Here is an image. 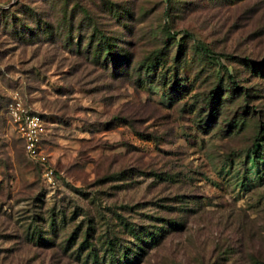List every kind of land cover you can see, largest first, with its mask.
Segmentation results:
<instances>
[{
	"label": "rangeland",
	"instance_id": "obj_1",
	"mask_svg": "<svg viewBox=\"0 0 264 264\" xmlns=\"http://www.w3.org/2000/svg\"><path fill=\"white\" fill-rule=\"evenodd\" d=\"M90 251L264 264V0H0V264Z\"/></svg>",
	"mask_w": 264,
	"mask_h": 264
},
{
	"label": "built area",
	"instance_id": "obj_2",
	"mask_svg": "<svg viewBox=\"0 0 264 264\" xmlns=\"http://www.w3.org/2000/svg\"><path fill=\"white\" fill-rule=\"evenodd\" d=\"M7 115L15 127L16 132L23 140L26 153L32 158L38 157L42 120L25 110L17 97L13 98L8 104ZM40 161L44 162L45 159L41 158Z\"/></svg>",
	"mask_w": 264,
	"mask_h": 264
},
{
	"label": "trees",
	"instance_id": "obj_3",
	"mask_svg": "<svg viewBox=\"0 0 264 264\" xmlns=\"http://www.w3.org/2000/svg\"><path fill=\"white\" fill-rule=\"evenodd\" d=\"M105 51H107V52H110V50L108 49V48H106V50ZM108 56H110V53H108ZM108 56H107V58H108ZM150 67H153L152 65L151 66H148L147 68L149 69ZM146 235L144 234V233H142V232H140V231H138L137 229H131V233L136 237V239H137V241H138V245H136L135 246V248H137L139 251H141L142 252V249H141V245H148V243H153L154 241H155V237H158V234H153V233H150V231H148V229H146ZM141 234H142V236H141ZM86 235H88L89 236V234L87 233ZM88 236H87V238H88ZM145 237H147V240H145L144 238ZM87 238L85 239V241H84V244H82V246L81 247H84L85 246V243L87 242ZM149 241V242H148ZM112 252H114V250L112 249L111 250ZM76 253H80V250H78ZM75 253V254H76ZM112 254V253H111ZM133 254L135 255V256H138L139 255V253H135V252H133ZM129 254L128 253H126V256H128ZM96 257H97V255H96V253H94V251H90L88 254H87V256H86V259H88V258H93V263L94 264H99V263H97L96 262ZM112 257V258H111ZM110 258H111V260H110V264H125V261H122V262H120V260L119 259H117V255H114V253L112 254V256H111ZM125 257V256H124ZM85 264V263H84Z\"/></svg>",
	"mask_w": 264,
	"mask_h": 264
}]
</instances>
